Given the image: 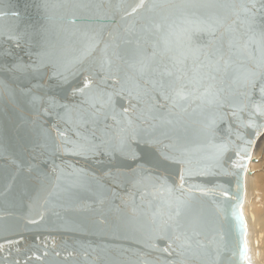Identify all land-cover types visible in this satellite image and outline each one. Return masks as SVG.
Returning <instances> with one entry per match:
<instances>
[{
	"label": "snow or ice",
	"instance_id": "obj_1",
	"mask_svg": "<svg viewBox=\"0 0 264 264\" xmlns=\"http://www.w3.org/2000/svg\"><path fill=\"white\" fill-rule=\"evenodd\" d=\"M163 6L146 5L145 0H138L127 6L125 15L136 16L146 7ZM37 7L50 23L48 0H41ZM181 7L236 9L237 5L189 4ZM235 14L239 27L236 21L228 25L225 29L227 39L225 33L217 35L223 25L221 19L205 20L192 12L190 16L176 19L154 20L139 29L141 34H136L134 25L126 28L127 38L122 43L133 47L123 53L115 37L105 41L101 35L89 34L86 30L81 34L85 40L79 54L68 57L49 39L46 24L26 23L10 0H0V21H15L0 24V39L26 53L35 52V58L27 61L18 58L0 68V71L29 81L23 87H11L9 81H5L0 91V95L9 96L10 93V102H22V108L28 106V118L18 125L22 156L13 161L16 172L26 182L51 184L46 166L42 167L44 158L51 152L53 157L66 153L74 160L84 161V164L75 165L63 160L61 165H55L53 161L54 187H59L61 181L66 185L61 191L87 189L92 182L99 185L103 180L116 183L118 177H126L140 190V205L133 212L144 217L139 228H146L144 243L148 248L171 256L177 249H192L194 243L204 255H209L207 249L214 246L215 260L221 261L219 233L201 198L211 197L217 213L224 211V205L230 206L231 214L242 220L238 207L247 150L237 144L244 139L239 129L251 128L259 132L264 128V123H260L264 121V0H243ZM75 23L76 17L68 20L70 25ZM133 35L135 39L131 38ZM121 65L151 87L142 88L136 82L135 89L106 91L109 79L115 78ZM126 78L133 79L127 74ZM56 87H67L69 98H62L50 90ZM125 92L129 106L120 104L117 110L115 97H123ZM144 96L150 97L151 102L140 109L137 120L141 123L156 121L149 130L141 129L130 115L135 108L131 99L142 102ZM164 109L166 111L157 121L154 113ZM242 113H247V120ZM109 118L113 123H108ZM49 119L53 123L49 124ZM221 122H228L230 136L217 139ZM233 123L237 128L232 127ZM193 125H196L195 134L203 141L198 148L206 150L205 155L196 160L195 167L186 144ZM231 135L236 139H231ZM165 140L168 143L165 144ZM246 143L250 147L251 139ZM153 155L163 164L175 167V178L156 170ZM233 156L238 159L233 160ZM114 161L122 163L117 165ZM225 162L229 167H225ZM89 163L104 167L98 171L89 167ZM217 176L226 177L228 186L188 183L194 177ZM17 178L13 175L10 182ZM149 187L150 192L147 191ZM149 196L151 199H147ZM43 219L40 214L39 220L29 219L28 223L38 225ZM201 236L207 243L199 239ZM22 239L4 238L0 251L7 247L20 253L18 245ZM157 241L165 247L160 248ZM242 251L240 248L241 254ZM180 254L183 255V251ZM33 258L41 259L39 255L25 253L24 264ZM12 264H21V261L15 259ZM162 264L175 262L165 260Z\"/></svg>",
	"mask_w": 264,
	"mask_h": 264
},
{
	"label": "water",
	"instance_id": "obj_2",
	"mask_svg": "<svg viewBox=\"0 0 264 264\" xmlns=\"http://www.w3.org/2000/svg\"><path fill=\"white\" fill-rule=\"evenodd\" d=\"M137 2L138 0H48L47 17L51 18L49 23L45 13L37 7L41 0H10L11 5L22 13L23 21L33 25L46 24L49 39L58 48H62L68 57L79 54V49L85 40L81 34L86 30L89 31V34L101 35L105 41L115 37V43L120 45V51L123 53L125 49L133 47L122 43V40L127 38L125 36L126 28L134 25L137 29L136 34H141L139 29L150 25L154 20H159L161 17L176 19L182 15L190 16L192 12L205 20L212 17L221 19L223 25L219 28L217 35L225 33V39H227L225 32L227 26L236 21L237 27H239L235 13L243 0H145L146 5L155 3L164 6L154 9L146 7L136 16H126L127 6ZM226 3H234L237 8L202 7L192 9L181 7L189 4L222 5ZM127 10L130 11V8ZM73 17H76V23L68 24V20ZM5 23H15V21H0V24ZM241 31L243 30L241 29ZM131 38L135 39V35ZM96 57H99V52L96 53ZM18 58L27 61L30 58H35V52L26 53L16 48L15 45L5 43L4 39H0V68ZM126 74L132 76L133 79L128 80ZM114 75L115 78L109 79L105 86L106 91L119 92L121 88L135 89L136 82H139L142 88L151 87L150 84L145 83L144 79L136 77L124 65H121V71ZM5 81H9L11 87H23L29 83L26 79L0 71V91L3 90ZM73 83H78V81H73ZM50 90L62 98H69L67 87H56ZM9 96L0 95V243H4V238L23 237V239L18 245L21 249L20 253H17L15 248L7 247L0 251V264H12L15 259H19L21 264H24L25 253L41 257L39 260L33 258L28 264H146V262L147 264H162V261L165 260L174 261L175 264H256L250 258L249 224L243 207L246 197V174L250 171L251 160H256L253 154L259 140L264 136V128H261L259 132L251 128L239 129L244 139L237 141V144L247 150L244 172L241 174V195L238 207L242 220H238L231 214L230 206L224 205V211L217 213L212 205L211 197L201 198L205 211L213 219L214 228L219 233L217 241L221 246L222 260L219 262L215 260L214 246H209L207 249L209 255H204L200 249L195 247L194 243L192 249L187 251L177 249L169 256L157 249L148 248L144 243L146 228H139V225L144 223V217L133 212V209L140 205V190L133 187L131 181L126 177H118L116 183L111 180H103L99 185L92 182L87 189L73 188L64 192L61 191L66 186L64 181L60 182L59 187H54L56 177L52 173L53 161L55 165H61L62 160L73 165L84 164V161L74 160L66 153H57L53 157L50 152L48 157L44 158L42 167L46 166L45 170L51 176L52 183L26 182L16 172L13 161L16 157L22 156L18 125L28 118V106L22 108V102H10ZM115 99L117 110H119L120 104H123L124 107L129 106L126 92L123 97L117 96ZM150 102L148 96H144L142 102H138L134 98L131 99V104L135 105L130 114L131 118L144 130H149L150 125L156 122L149 120L141 123L137 120V117L140 116V109ZM165 111L166 109L154 113L157 121ZM175 112L178 110H174ZM242 116L245 120L248 119L247 113H242ZM184 119L187 120L188 117L184 116ZM48 123H53V120L49 119ZM108 123H113L111 118ZM260 123H264V121H260ZM228 126V122L218 124L217 139L230 136ZM232 127L235 129L237 125L233 123ZM195 128L196 125H193L191 134L186 141L187 147L190 149L189 158L193 160L194 167L196 160L206 152V150L198 148L203 141L195 134ZM254 132L256 134L251 135ZM231 139L235 140L236 137L231 135ZM249 139L252 141L250 147L246 143ZM164 143L166 144L168 141L165 140ZM232 159L237 160L238 157L233 156ZM114 163L119 165L122 162L114 161ZM152 163L156 165V170L161 175L175 178L176 169L174 166L163 164L154 155ZM88 166L94 167L98 171L104 167L103 164L94 165L91 163ZM225 167H229L227 162H225ZM13 175H17L18 178L14 182H10ZM209 180L212 182L209 183ZM188 183L202 184L207 187H212L214 184L228 186L227 178L220 176L215 178L194 177ZM232 189L235 191L234 182ZM147 191L150 192L152 189L149 187ZM147 199H151V197L149 196ZM54 204H64L65 207L53 208ZM40 214L44 216L42 222L38 225L28 223L29 219L39 220ZM199 239L207 243L204 236ZM156 243L160 248L165 247L159 241ZM173 247L175 248V246ZM240 248L243 249L242 254ZM181 251H183V255L180 254ZM45 253L47 254L45 255Z\"/></svg>",
	"mask_w": 264,
	"mask_h": 264
},
{
	"label": "bare ground",
	"instance_id": "obj_3",
	"mask_svg": "<svg viewBox=\"0 0 264 264\" xmlns=\"http://www.w3.org/2000/svg\"><path fill=\"white\" fill-rule=\"evenodd\" d=\"M255 149L257 150V148ZM253 156L255 158L256 152H254ZM252 161L254 162L255 160H251L249 166L250 171H248V173L246 174V197L243 210L249 224L248 240L250 245V258L254 263H258V261L261 262L264 258V236L261 235L262 232L264 233V215L258 216L256 206H254L256 200V192L253 185L255 174L252 169L254 167Z\"/></svg>",
	"mask_w": 264,
	"mask_h": 264
},
{
	"label": "rangeland",
	"instance_id": "obj_4",
	"mask_svg": "<svg viewBox=\"0 0 264 264\" xmlns=\"http://www.w3.org/2000/svg\"><path fill=\"white\" fill-rule=\"evenodd\" d=\"M256 148L257 150L255 149L254 151L256 152V160L254 162L252 161L254 164V167L252 169L255 174L253 185L256 192V200L254 206H256L258 216H260L264 215V136L260 140ZM261 235L264 236V233L262 232ZM256 264H264V258L261 262L258 261V263Z\"/></svg>",
	"mask_w": 264,
	"mask_h": 264
}]
</instances>
